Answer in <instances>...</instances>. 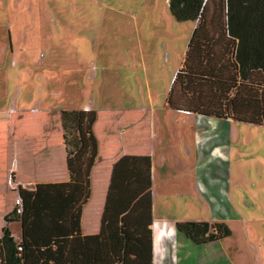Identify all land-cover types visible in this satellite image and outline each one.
Here are the masks:
<instances>
[{"label":"rangeland","instance_id":"1","mask_svg":"<svg viewBox=\"0 0 264 264\" xmlns=\"http://www.w3.org/2000/svg\"><path fill=\"white\" fill-rule=\"evenodd\" d=\"M193 27L192 20L173 18L166 0H0V234L15 206L9 177L17 175L26 187L33 185L27 181L69 179L59 112L87 106L102 120L98 137L109 123L121 131L150 123L148 132L134 128L120 140L128 151L149 152L137 155L149 156L152 168L150 197H143L155 225L149 264H264V126L166 106ZM141 113L149 120L133 124L130 118ZM112 117L120 122L108 121ZM99 160L98 143L92 169ZM105 167L90 174L92 195L82 219L92 230L111 178ZM22 195L25 213L8 227L28 244L23 229L32 194L23 189ZM144 209L134 203L128 218ZM185 221L224 222L231 235L195 245L170 234ZM29 249L25 264H61L65 257L55 245ZM110 253L106 246L105 259L95 264H115ZM139 256L122 264H141ZM2 257L0 242V264Z\"/></svg>","mask_w":264,"mask_h":264},{"label":"trees","instance_id":"2","mask_svg":"<svg viewBox=\"0 0 264 264\" xmlns=\"http://www.w3.org/2000/svg\"><path fill=\"white\" fill-rule=\"evenodd\" d=\"M176 21L194 27L166 97V106L217 119L264 126V0H166ZM94 110H61L59 121L69 179L36 183L23 229L28 243L17 242L8 227L19 222L14 210L4 215L0 242L2 264H25L29 246L40 252L64 250L61 264H95L111 247L115 264L151 260L149 156L125 155L112 166L98 233L81 232L83 208L91 195L90 174L98 154ZM23 189H21L22 194ZM143 199V200H141ZM145 204L136 218L132 205ZM176 230L195 245L231 235L224 222L185 221ZM61 248V250H60ZM110 250V248H109ZM142 253V254H141ZM63 254V255H64ZM109 254V251H108ZM107 254V255H108ZM115 254V256H114ZM39 264H45L40 260Z\"/></svg>","mask_w":264,"mask_h":264},{"label":"crops","instance_id":"3","mask_svg":"<svg viewBox=\"0 0 264 264\" xmlns=\"http://www.w3.org/2000/svg\"><path fill=\"white\" fill-rule=\"evenodd\" d=\"M10 37L11 34H10ZM11 44H13L12 42V39L10 40ZM185 51V49H184ZM184 55V54H183ZM183 58V57H182ZM182 61V60H181ZM181 63V62H180ZM180 66V65H179ZM178 66V68H179ZM177 68V69H178ZM176 72V71H175ZM172 81V79H171ZM170 81V83H171ZM81 109H84V110H89V108L87 106H84L83 108ZM144 116V117H143ZM133 118H130L132 121H133V124H139L142 120V117L143 119H145V117H148V116H145V114L141 113L140 115H134L132 116ZM121 118V116H120ZM120 118H115L113 119L110 118L108 119V121H113V120H116L118 123L120 122ZM149 120V117L147 118ZM101 118H100V115L98 114V111H97V118H96V121H95V124L93 126V132L95 134V136L97 137V140H98V143H99V158L100 160L97 161L95 167L92 169V172H91V175L94 173V169L97 167V165H100V164H106V167L104 168V174H110L111 172V168L113 166V164L119 159L121 158L122 156H125V155H130V156H137V155H149V152L148 151H144V152H141V153H135L134 151H128V149L123 145V142H121L120 140H122L125 136H128V134L134 130V128L136 130H139V131H144V132H148L150 130V123L147 124L146 127H134L136 125H132V127H130L128 129V131H125V130H120L121 127L120 126H117L115 129H111L112 127V123H109L108 125V128H105V129H102V132H101V136L98 137L97 133H98V129L100 127V123H101ZM102 137V139H100ZM121 142V143H120ZM60 147H61V155L63 157V160H64V167L66 166V153H65V149H64V144H63V139H62V136L60 138ZM131 150V149H130ZM130 152V153H129ZM16 164V163H15ZM66 170V168H65ZM151 171H152V168H151ZM1 172V170H0ZM3 172V170H2ZM4 173V172H3ZM67 173V172H66ZM65 173V174H66ZM51 178V177H50ZM49 179V181H42V182H35V181H32V182H29L27 181L26 183L27 184H31L33 183L36 184V183H48V182H58V181H52L54 179ZM15 180L18 181V182H23L19 177H15ZM62 181H67V178L63 179ZM60 181V182H62ZM8 188V191L9 193L12 195V191L10 190V188L8 186H6ZM3 188V186H2ZM1 191V190H0ZM32 192V191H31ZM32 194V193H31ZM91 195H92V191H91ZM31 196V195H30ZM84 212V211H83ZM155 221V220H154ZM85 221H83V219L81 220V225H82V234L84 235H89V234H95V233H98L99 231V228H100V222H99V227L98 228H93V230L87 225L84 224ZM152 222V220H151ZM209 222V221H207ZM214 222V221H213ZM212 222V223H213ZM210 223V222H209ZM4 225V220L2 222V226ZM85 225V226H84ZM93 226V225H92ZM2 228V227H1ZM150 236H151V259L152 258H155V225H150ZM176 228L174 227V229H171L170 231V234L172 235H176V233L178 232L176 230V232L174 231ZM96 230V231H95ZM91 231V232H90ZM178 234H180L178 232ZM13 235V233H12ZM182 235V234H181ZM1 236V234H0ZM14 236V235H13ZM15 238V236H14Z\"/></svg>","mask_w":264,"mask_h":264},{"label":"built area","instance_id":"4","mask_svg":"<svg viewBox=\"0 0 264 264\" xmlns=\"http://www.w3.org/2000/svg\"><path fill=\"white\" fill-rule=\"evenodd\" d=\"M7 184L10 190L16 195V198L14 200V211L17 215L21 216L24 210V202L21 194V189L31 190L34 185H32L31 187H26L24 185L21 186L14 179H12V177H9V179L7 180Z\"/></svg>","mask_w":264,"mask_h":264}]
</instances>
